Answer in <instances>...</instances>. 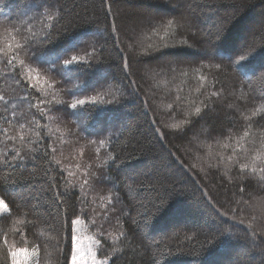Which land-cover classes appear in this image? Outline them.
I'll list each match as a JSON object with an SVG mask.
<instances>
[{
  "label": "trees",
  "instance_id": "trees-1",
  "mask_svg": "<svg viewBox=\"0 0 264 264\" xmlns=\"http://www.w3.org/2000/svg\"><path fill=\"white\" fill-rule=\"evenodd\" d=\"M262 28L264 0H0V43L16 35L24 46L17 67L34 86L23 88L0 63V95L36 101L49 78L51 101L65 91L70 102L89 101L60 112L49 104L43 119L25 103L16 111L23 129L0 118V129L30 138L22 150L40 153L28 185L19 172L0 171V197L13 207L0 215V264L4 237L29 251L42 245L38 264H70L73 222L89 220L82 204L91 219L111 218L114 236L102 239L100 252L109 264H264V165L250 171L252 157L264 153ZM72 55L86 63L63 66ZM13 108L0 103V114L11 117ZM245 130L251 135L242 139ZM12 147L0 133V152ZM81 149L116 204L91 191L89 175L71 184L61 158L75 162ZM29 194L39 199L29 203ZM157 194L163 207L145 216L140 204ZM239 247L246 249L233 252Z\"/></svg>",
  "mask_w": 264,
  "mask_h": 264
},
{
  "label": "snow or ice",
  "instance_id": "snow-or-ice-1",
  "mask_svg": "<svg viewBox=\"0 0 264 264\" xmlns=\"http://www.w3.org/2000/svg\"><path fill=\"white\" fill-rule=\"evenodd\" d=\"M42 7V6H41ZM169 24L172 23V21L168 22ZM264 30V28H262ZM222 34V29H218L216 35L220 36ZM51 36V32L48 33V35L45 37L44 40H41L39 43L44 44L45 41L48 40V38ZM23 47L19 42H17L16 35H13L12 33H7L6 37L3 39L2 43H0V63L4 64L6 67L12 68V72L9 73V78H14L19 85H22L23 88H29L34 87L29 84V80L31 77H25L23 74H21L19 67H17L16 61L18 54L23 50ZM85 54L87 55V49L84 50ZM95 58V57H93ZM27 59L32 60L31 57H27ZM240 60H245V57L243 55L240 56ZM25 63L24 60H20L19 64L20 66H23ZM86 62L78 55H72L70 58H64L63 59V66H70V65H83ZM137 63H140V61H137ZM130 67V65H128ZM231 66V65H229ZM216 68L219 70L221 69V65L217 64ZM204 77H201V80H203ZM71 91L67 93L69 96ZM213 96H217V93L213 92ZM92 103H95V98L92 99ZM118 103V101H116ZM0 103H3L5 109L8 108L10 104H15V108H13L12 116L7 117L3 114H0V118H3L5 120V123H8L10 120H14L17 124H19L20 128H24V124L20 123V118L16 116V111L21 108L25 103H29L32 105H36L37 101L31 99L30 96H23V97H15L13 99H6L4 95H0ZM52 104L54 107V110L57 112H60V110L57 109V106L63 105L67 108H71L73 110L84 108V106L89 103V101H86L85 99H75L71 101L70 103L67 101L64 102H57L55 101V98L53 97L52 101H45L40 100L39 104ZM109 103H113L112 101H109ZM52 109H50L51 111ZM259 111V110H257ZM195 112L197 114L201 113V108L196 107ZM33 115H36L35 109H33ZM257 115V112L254 111L251 115V117H248L249 123H251L252 118ZM44 112L43 109H40V118L43 119ZM173 129H179V125L173 124L171 126ZM0 133L3 134L4 139L6 142L11 143L13 145L12 149L10 151H3L0 152V171L5 170H11L13 173L19 172L18 182L24 183L26 185L31 183L30 177L33 175V173L29 170V167L35 168L36 161L40 158L39 152H33L32 149L28 150H22L23 145L27 143H32L29 137L25 136L23 132L19 135L16 134H10L7 129H0ZM13 133H15V129H13ZM251 134L249 131L245 130L243 133L242 139H246ZM37 136V142L39 143L41 141V132L36 133ZM48 137H43V141L46 143ZM19 141L20 144L17 145L16 141ZM244 149L241 148V151ZM229 160L231 157L228 158ZM260 165H264V153H257L254 157H252V165H251V173L257 172V166L258 163ZM240 170L243 173H247L249 171V164L243 163L240 164ZM261 172H264V167H261L259 169ZM61 175L63 173L61 172ZM103 175V171L101 170V176ZM87 182V181H86ZM243 191V190H242ZM32 198L39 199L38 197H32L31 194H29V203L31 202ZM6 197H0V213H10L13 210L12 205L6 202ZM164 196L157 194L154 200H149L147 204L141 203L140 207L145 208V216L151 213V209L155 208L158 212L163 207L162 204H157L156 201H163ZM261 207H264V205H261ZM115 206L113 205V209ZM57 209H59V204H57ZM18 211V209H17ZM107 211V209H105ZM51 214V213H50ZM4 219H7L8 217H3ZM240 223H243V221H240ZM244 238L248 239V234L245 232ZM3 243L6 246V250L4 252L3 256V262L2 264H38L39 262V252L41 250V246L33 247L31 251H29L27 248H17L15 246L9 245L7 237H4ZM100 241H96V244H99ZM102 252V249L100 250ZM261 252H264V249H261ZM87 256V259L85 258ZM65 260H67V257H65ZM89 260L91 261V264H109L106 260L98 259V252L93 251L91 248L88 249L87 253L84 255L80 254V250L76 249L73 251L71 256V264H89Z\"/></svg>",
  "mask_w": 264,
  "mask_h": 264
},
{
  "label": "rangeland",
  "instance_id": "rangeland-1",
  "mask_svg": "<svg viewBox=\"0 0 264 264\" xmlns=\"http://www.w3.org/2000/svg\"><path fill=\"white\" fill-rule=\"evenodd\" d=\"M242 40H243V36H240L237 39H235L233 41L234 47L237 48V45H239V44L243 45ZM66 79L70 82V84L67 86V88L69 90L75 89L76 86L71 83L73 81V78L68 76V77H66ZM40 88L42 90L40 91V96L36 97V101H37L36 106H38L37 107L38 109H41V108L43 109V107L48 106L50 103L40 105L39 101L40 100L51 101V94H49V93H51L52 84L50 82V79L49 78H43L42 83L40 85ZM67 93H68V91H65L56 99H58L59 102L67 101L70 103L69 95H67ZM85 100L88 101L87 95H85ZM101 125H102V123L100 124V126ZM102 136L103 135H100L97 137H91V139H92V141H94V140L100 141ZM72 142L73 141L70 140L66 143L70 144ZM78 157L81 159L79 160V158L75 157V159H76L75 162L73 161V159H70L67 157L61 158L64 161H66L65 163H67V164H65V166L63 164H61V166L67 168L65 170H66V174L72 179L71 184H78L80 186V184H79L80 181H79L78 177H80L81 174H83V173L86 176L89 175L90 178L85 180L84 183L89 185L91 191H93L94 193H98L101 197L103 196L104 198H102V199H107L109 204H116L117 202L114 199V196L112 194H110V192L99 188L97 186L96 181L93 180V178H96V177L91 173L92 170L88 169V167H87L88 162H89V159H88L89 156H88L86 150L81 149L78 152ZM81 193H82V191H81ZM82 206H83V209L81 208V215H86L89 218V220L87 221L85 218H82L81 216L77 217L74 220V222H73V236H74L73 251H75L76 249H79L80 254L84 255L85 253H87L88 249L91 248L93 251L98 252V259L108 261L109 260L108 257H104V256L100 255V250H101L102 239L114 236V234L110 228L111 218L105 217L102 215H98L94 219H91L88 211L85 209L86 205L82 204ZM104 208L108 209L107 211L109 212L108 205H106ZM2 214H4V213H0V215H2ZM98 240L100 241V243L96 244V241H98ZM103 247H104V244H103ZM245 249L246 248H244V247H239L237 249V251L235 249L233 252H240L241 253V252L245 251ZM246 251H248L247 253H250L253 255L261 254L260 252H252V251H249L248 249ZM229 252H231V250H229ZM226 254H232V252L231 253L227 252ZM233 254H235V253H233ZM85 258L87 259V256ZM233 263H235V261H233ZM89 264H91L90 260H89Z\"/></svg>",
  "mask_w": 264,
  "mask_h": 264
}]
</instances>
